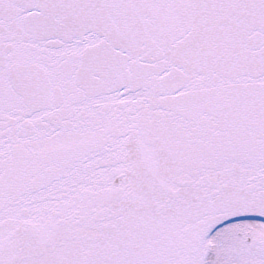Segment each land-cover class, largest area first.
<instances>
[{
  "label": "snow or ice",
  "instance_id": "6c2138e0",
  "mask_svg": "<svg viewBox=\"0 0 264 264\" xmlns=\"http://www.w3.org/2000/svg\"><path fill=\"white\" fill-rule=\"evenodd\" d=\"M0 264H264V0H0Z\"/></svg>",
  "mask_w": 264,
  "mask_h": 264
}]
</instances>
